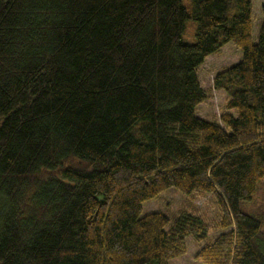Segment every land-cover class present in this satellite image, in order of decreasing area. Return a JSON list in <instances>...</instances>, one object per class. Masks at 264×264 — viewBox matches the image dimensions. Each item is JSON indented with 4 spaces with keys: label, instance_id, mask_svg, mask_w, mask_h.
<instances>
[{
    "label": "trees",
    "instance_id": "trees-1",
    "mask_svg": "<svg viewBox=\"0 0 264 264\" xmlns=\"http://www.w3.org/2000/svg\"><path fill=\"white\" fill-rule=\"evenodd\" d=\"M253 26V0H0V264H169L209 236L197 214L144 213L170 188L214 198L197 259L264 264ZM227 43L243 56L215 78L222 125L197 114L198 69Z\"/></svg>",
    "mask_w": 264,
    "mask_h": 264
},
{
    "label": "rangeland",
    "instance_id": "rangeland-1",
    "mask_svg": "<svg viewBox=\"0 0 264 264\" xmlns=\"http://www.w3.org/2000/svg\"><path fill=\"white\" fill-rule=\"evenodd\" d=\"M263 4L264 0H253V36L255 41H257L260 25L264 20V14L262 13ZM184 37L188 42H195L192 22L187 24ZM242 56L243 53L240 48L233 43H227L218 52L209 55L204 64L199 67L198 76L208 95L207 100L197 108L199 117L207 120H215L224 125L221 119L224 113L229 112L236 115V110L226 108L230 96L226 90L216 88L215 78L226 68L239 63ZM245 209L250 212L264 211V186L255 201L247 204ZM154 211H163L169 215L177 214L181 211H188L204 219L209 228L208 239L198 240L193 235L189 236L187 238V250L185 254L172 259L169 264H205L197 259L196 255L221 232L218 211L213 196L210 194L186 195L176 188H170L159 196L145 201L144 213Z\"/></svg>",
    "mask_w": 264,
    "mask_h": 264
}]
</instances>
